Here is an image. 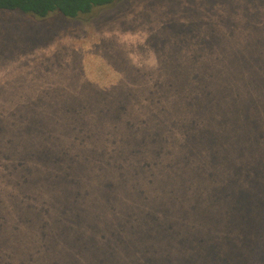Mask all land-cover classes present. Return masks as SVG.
I'll return each mask as SVG.
<instances>
[{
    "label": "rangeland",
    "instance_id": "374dc122",
    "mask_svg": "<svg viewBox=\"0 0 264 264\" xmlns=\"http://www.w3.org/2000/svg\"><path fill=\"white\" fill-rule=\"evenodd\" d=\"M258 81L264 0L0 11V264H264Z\"/></svg>",
    "mask_w": 264,
    "mask_h": 264
},
{
    "label": "trees",
    "instance_id": "16d2710c",
    "mask_svg": "<svg viewBox=\"0 0 264 264\" xmlns=\"http://www.w3.org/2000/svg\"><path fill=\"white\" fill-rule=\"evenodd\" d=\"M115 0H0V11H17L38 18L59 15L70 20L112 5ZM264 90L261 82L256 84ZM250 86V84L248 85ZM259 197V196H258ZM224 264H226L224 262Z\"/></svg>",
    "mask_w": 264,
    "mask_h": 264
}]
</instances>
